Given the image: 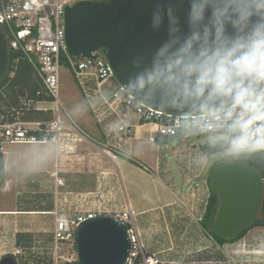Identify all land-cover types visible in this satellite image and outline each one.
Here are the masks:
<instances>
[{
  "label": "built area",
  "instance_id": "built-area-1",
  "mask_svg": "<svg viewBox=\"0 0 264 264\" xmlns=\"http://www.w3.org/2000/svg\"><path fill=\"white\" fill-rule=\"evenodd\" d=\"M78 1L81 0H0V27L9 39L11 53H17L10 76L15 75L21 59L27 60L34 75L42 82L45 93L53 97L52 101L26 99L22 102L19 99L16 104L9 98L7 86L0 88V152L5 166L9 153L6 147L9 144H49L56 147L58 154L62 151H74L80 141H95L93 136L78 125L61 102L62 69L65 67L72 74L104 135L105 142H96L104 146L105 150H118L119 146H106L112 140L119 141L129 137L141 126L150 128L149 141L159 148L169 149L171 144L160 141V137H179L181 140H175L178 142L196 137L184 138L177 126L181 115L140 106L139 100L128 94L117 82L101 52H96L92 57H78L68 52L64 14L67 7ZM32 103L35 110L51 111L52 117H30ZM43 103H50V106ZM61 109L64 110L65 119L61 116ZM206 143L208 141L199 144L192 142L185 148L194 151L198 149L206 162L211 155L203 148ZM55 168L52 174L58 185H65L64 179L59 176L57 163ZM208 190L210 194V185ZM62 200L67 206L52 211V240L42 247V264H81L76 231L83 222L100 215L111 216L128 226L131 248L124 264H163L148 249L144 237L134 223L135 213L128 203L122 209L108 211L104 208L82 209V205L78 204L72 206V198L67 194ZM211 238L215 241L212 236ZM27 254L28 248L24 246H15L8 253L14 257H25Z\"/></svg>",
  "mask_w": 264,
  "mask_h": 264
},
{
  "label": "clouds",
  "instance_id": "clouds-1",
  "mask_svg": "<svg viewBox=\"0 0 264 264\" xmlns=\"http://www.w3.org/2000/svg\"><path fill=\"white\" fill-rule=\"evenodd\" d=\"M149 28L160 39L122 88L179 112L184 138L205 136L218 157L264 153V0H157Z\"/></svg>",
  "mask_w": 264,
  "mask_h": 264
},
{
  "label": "rangeland",
  "instance_id": "rangeland-1",
  "mask_svg": "<svg viewBox=\"0 0 264 264\" xmlns=\"http://www.w3.org/2000/svg\"><path fill=\"white\" fill-rule=\"evenodd\" d=\"M20 99L22 102L26 100L22 91ZM60 99L83 130L91 136H94L90 131L91 128L97 127L100 131L84 95L66 67L62 69ZM43 104L50 106V103ZM37 105L38 103L35 104V107ZM30 108L34 109L33 103ZM51 114L45 112L46 116ZM61 116L63 119L66 118L62 109ZM100 139L101 141L103 139L102 133ZM206 141L208 140L205 136H196L182 142L172 141L170 148L166 149L169 168L175 183L181 187L182 194L166 213L163 225L161 222H156L151 228L148 226L147 229H144V233L142 232L143 237L148 241V249L154 252L163 261V264H264V226H254L241 239L220 246L200 224L199 218L202 214L204 215L205 201L209 194L207 181L210 180L212 170L217 162L233 158L211 154L205 162L204 156L198 149L194 151L185 148L183 151L180 150L177 157L173 151L181 146L191 145L192 142L199 144ZM6 150L10 154L6 158L4 183L0 189L3 191L0 192V203L11 202L16 208H39L40 205L49 203V199L54 198L55 183L58 185L52 174L56 169L55 163L58 164V162L55 161L51 168L50 161L43 162L37 157L46 154L50 156L49 152L46 153L50 151V147L45 144L21 143L9 144ZM182 167L191 171L197 169L199 178L196 179V182H200L199 187H195L194 184L190 188L188 185L182 187ZM59 176L65 178L66 189L84 188L94 183V180L90 179V175L88 178L85 175L78 178L77 175L72 176L59 172ZM38 195L44 196L38 197ZM198 197L199 201H197ZM192 198H195V203L199 202V207L197 204L194 207ZM191 206L194 207L193 210ZM12 220L14 223L15 220L23 223L21 226L16 222L14 229L40 230L38 237L26 240L25 245L29 247L30 251L32 248L38 249V247L41 250L52 240L51 230L54 217L51 214L13 217ZM13 242L12 237L0 239V252L11 249Z\"/></svg>",
  "mask_w": 264,
  "mask_h": 264
},
{
  "label": "water",
  "instance_id": "water-1",
  "mask_svg": "<svg viewBox=\"0 0 264 264\" xmlns=\"http://www.w3.org/2000/svg\"><path fill=\"white\" fill-rule=\"evenodd\" d=\"M156 3L157 0H81L67 7L64 27L68 52L78 57L101 52L122 86L129 75L131 58L160 39V34L149 28ZM11 54L9 39L0 27V83L10 69ZM164 112L181 115L175 110ZM4 177L5 161L0 152V189ZM209 184L219 199L209 227L219 237L234 240L259 217L264 179L248 162L227 159L215 164ZM76 244L81 264H124L131 248L127 224L107 215L83 222L76 231ZM0 264H16V259L6 255Z\"/></svg>",
  "mask_w": 264,
  "mask_h": 264
},
{
  "label": "crops",
  "instance_id": "crops-1",
  "mask_svg": "<svg viewBox=\"0 0 264 264\" xmlns=\"http://www.w3.org/2000/svg\"><path fill=\"white\" fill-rule=\"evenodd\" d=\"M90 131H92L95 141H80L74 151H62L58 154L54 146L45 144L50 147V151L46 152H49L50 156L46 154L37 157V159L43 162L50 161L51 168L57 161L59 172L72 176L77 175L78 178L82 175L88 178L90 175V179L94 180V183L88 187L74 189H66V185L59 186L55 183L52 210L30 207L16 208L11 202L0 203V239L12 237L14 240L11 249L0 252V260L8 255L15 246L27 247L26 240L38 237L40 232V230L33 231L26 228L14 229L16 222L21 226L23 223L19 220H15L14 223L13 217L40 214H51L54 217L52 211L66 205L62 200L65 194L72 198V206L74 204L82 205V209L104 208L113 211L124 208L128 203L135 213L134 223L141 234L144 233V229H147L148 226L151 228L156 222H161L162 225L165 223L166 213L172 208L171 206L175 205L177 199H180L182 191L181 187L175 183L169 168L166 149L159 148L149 141L150 128L148 126L137 127L129 137L119 141L112 140L106 147L119 146L118 150L112 148L114 152H109L105 150L104 146L97 144V142H101L102 133L97 127L91 128ZM102 136V141L105 142L103 133ZM185 147L174 149V155L177 157L180 150ZM182 169V187L188 185L190 188L193 184L195 187L201 185L200 182H196V179L199 178L197 169L192 171L186 167H182ZM62 178L65 182V178L63 176ZM0 192L3 191L0 190ZM197 201H199V197ZM197 201L195 203V198H192L194 207L195 204L199 207ZM206 202L207 200L204 213ZM194 207L191 206V209L193 210ZM202 215L199 220L202 219ZM8 224L10 225L8 226ZM144 239L148 247V241L146 238ZM27 248V256L15 257L16 264H42L44 261L40 254L42 249L40 250L38 247V249L32 248L30 251L29 247Z\"/></svg>",
  "mask_w": 264,
  "mask_h": 264
},
{
  "label": "trees",
  "instance_id": "trees-1",
  "mask_svg": "<svg viewBox=\"0 0 264 264\" xmlns=\"http://www.w3.org/2000/svg\"><path fill=\"white\" fill-rule=\"evenodd\" d=\"M16 56H17V53L12 52L11 65H10L11 67L5 79L0 83V88L7 86L8 96L16 104L18 103L21 97V91L23 92L25 99H32L34 101H44V100L52 101L53 97L48 96L45 93L42 82L34 75V70L27 60L21 59L19 61L18 68L16 70L15 75L13 77L10 76L11 71L13 70V61L16 58ZM49 112L51 114V111ZM30 117L39 118V119H49L52 117V114L50 116H46L44 111H38V110L32 109L30 111ZM176 139L181 140L179 137L175 138L171 136H164V137L159 138V140L162 142L164 141L172 142V141H175ZM203 148L209 154H214L217 151L216 149H213L211 147L209 142L206 143L203 146ZM235 160L248 162L250 165L254 166L261 173L262 177H264V153H257L251 156L236 157ZM208 182H209V179H208ZM43 196L44 195H38V197H43ZM49 200H50L49 203H47L46 205H40L39 208H45V210H52L53 199H49ZM218 202H219L218 196L215 194V192L210 187V194L208 197L206 210H205L202 220L200 221V224L203 227V229L208 234H210L220 246L226 243H232V242H235L241 239L243 236H245L248 230H250L254 226H264V201H263V205L261 207L258 219L252 225L246 228L243 232H241L236 239L226 240L224 238L219 237L214 232H212L209 227L211 219L218 207Z\"/></svg>",
  "mask_w": 264,
  "mask_h": 264
},
{
  "label": "bare ground",
  "instance_id": "bare-ground-1",
  "mask_svg": "<svg viewBox=\"0 0 264 264\" xmlns=\"http://www.w3.org/2000/svg\"><path fill=\"white\" fill-rule=\"evenodd\" d=\"M262 251V250H261Z\"/></svg>",
  "mask_w": 264,
  "mask_h": 264
}]
</instances>
